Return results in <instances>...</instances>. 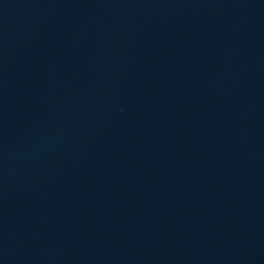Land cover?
Wrapping results in <instances>:
<instances>
[{"label":"water","instance_id":"obj_1","mask_svg":"<svg viewBox=\"0 0 264 264\" xmlns=\"http://www.w3.org/2000/svg\"><path fill=\"white\" fill-rule=\"evenodd\" d=\"M0 264H264V0H0Z\"/></svg>","mask_w":264,"mask_h":264}]
</instances>
